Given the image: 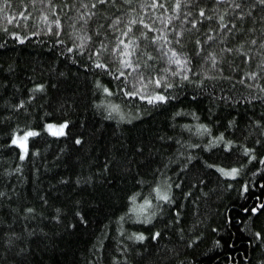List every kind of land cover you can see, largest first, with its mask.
I'll use <instances>...</instances> for the list:
<instances>
[{
	"label": "trees",
	"instance_id": "16d2710c",
	"mask_svg": "<svg viewBox=\"0 0 264 264\" xmlns=\"http://www.w3.org/2000/svg\"><path fill=\"white\" fill-rule=\"evenodd\" d=\"M153 2L104 0L85 8L81 5L95 0H0V264H259L264 259V239L254 237L264 232V211L245 212L264 204V6L235 0L250 13L241 19L239 10L227 8L233 0H179L178 9L177 0H156V8ZM252 3L254 9L248 7ZM219 14L235 23L220 28ZM132 18L136 22L128 28ZM151 36L169 39L161 45ZM133 37L129 60L140 67L125 68L117 55L125 45L112 48ZM170 48L182 54L177 58L188 57V81L172 75L177 66L168 62ZM97 55L108 68L95 66ZM140 75L149 81V93L154 89L175 99L157 106L125 95L141 91ZM157 76L162 85L151 83ZM163 77L179 86L164 87ZM38 83L43 91L33 90ZM65 119L71 121L67 135L44 127ZM201 123L208 131L197 130ZM29 128L38 135L28 138L22 160L10 137L15 129L22 134ZM220 133L225 140L213 143ZM77 135L83 136L79 145ZM227 140L233 143L225 149ZM232 167L239 170L234 177L219 171ZM165 177L180 185L171 189L174 203L158 201L152 190ZM245 184L248 190L241 194ZM133 194L135 200H129ZM145 197L153 201L152 211L163 209L149 224L140 218ZM156 229L161 235L153 240ZM135 232L146 239H129Z\"/></svg>",
	"mask_w": 264,
	"mask_h": 264
},
{
	"label": "snow or ice",
	"instance_id": "6c2138e0",
	"mask_svg": "<svg viewBox=\"0 0 264 264\" xmlns=\"http://www.w3.org/2000/svg\"><path fill=\"white\" fill-rule=\"evenodd\" d=\"M5 2L7 3L8 0H5ZM104 0H95V3H93L92 5H81L82 7H92L95 8V4L99 3V4H103ZM192 0H189V3H191ZM258 4L260 6H264V0H258ZM158 3L156 2V0H154L152 7L156 8L158 7ZM257 6L256 3H252L250 4L248 7L254 9ZM26 7V5H25ZM141 7H144L143 5H141ZM181 5L179 3V0H177V3L175 4V8H180ZM227 8H232L235 10H239L236 14L237 16H239L241 19L245 16V15H249L250 13L248 12L247 9H242V6L240 3H236L235 0H233L232 3L228 4ZM227 8L224 9L225 12H227ZM134 11V10H132ZM199 13H200V17L204 18V13H205V8L204 7H200L198 9ZM20 15H23V13H20ZM81 18L84 16V13H81ZM89 16L92 15L91 12L88 13ZM189 16H191V13L188 14ZM210 18V17H209ZM220 23H219V27L220 28H224L226 23H235V21H225V16L224 14H219L216 17ZM9 19H11V17H9ZM185 19H188V17H185ZM114 22L115 23H119V17L114 18ZM136 20L135 18H132V22L128 24V28H131L132 23H135ZM55 23H59V21H55ZM139 23L141 24H145L146 27L151 28L152 25L151 24H146V22L143 19H140ZM191 24L195 25L197 24V20L193 19L190 21ZM209 31H214V29H209ZM14 36H19V33L13 32L11 33ZM125 35H128L127 32L124 33ZM141 36H145L147 37L148 34L145 32H141L140 34ZM183 33L178 31L176 33L177 37H182ZM21 39H26V37H21ZM88 39H91V37H88ZM151 40L153 41H159L161 43V45H163L164 42L168 41V37L167 36H163L162 40H160V38H158L157 36H151L150 37ZM207 39H212L211 36L207 37ZM135 40L136 38L133 37L132 40H130L129 42L125 43V41L121 40L119 42V44H117L116 46H114L112 48V51H116L120 45H125L124 47V51L122 52H117V55L119 57L122 58V64L123 67L128 68V67H135V68H139L140 65L139 64H133L131 63V61L129 60V57L131 56V51L129 50L131 47L134 46L135 44ZM83 41V38H82ZM59 42V41H58ZM180 41L177 40V43H179ZM255 42V41H254ZM197 45H199L201 42L199 40L196 41ZM261 43H264V41H261ZM100 48H105L106 46L101 43ZM223 50V49H222ZM242 50V49H241ZM68 51H71V48L68 49ZM81 51H83V48H81ZM168 51L171 53V56L169 58V63H174L177 68L175 72H172L171 69H169L168 71L172 72V75L175 77L177 75H179L181 77L182 81H188L189 80V73L187 70V65H186V61L188 60V57L186 55L183 56V58H177L180 57L182 54L178 53L176 48H170L168 49ZM228 52H231L232 49H227ZM150 56V53L148 54ZM211 59H212V63L213 65H215L216 62V56L213 54L211 55ZM93 63L95 64V66L97 67H103V68H108L109 65L107 63H105L103 60H101L99 58V56L97 55L96 59L93 61ZM147 63V62H145ZM88 65H85V67H87ZM121 75H124V73H121ZM204 75H208L207 72H204ZM250 75L255 76L256 73L252 72L250 73ZM139 81L142 82L140 83V89L141 91H127L125 93V95L127 96H131V97H138L141 100H145L147 101L150 105H160L163 103H167L170 99H175V96H169L167 94H165L162 91H157V90H152L150 93L148 91L147 88V83L149 81L146 80V78L143 75H140L139 77ZM98 86H102L101 82L99 80L96 81ZM151 83H154L155 85H162V79L161 77L157 76L155 79H151ZM196 83H200V81H196ZM163 86L167 87V88H175L178 87L179 85L177 84H173V83H169L168 82V78L167 77H163ZM44 84L38 83L34 85V89L33 90H40L43 91L44 90ZM103 91L104 92H110V89L107 86H103ZM29 99H31V97H29ZM229 99H231V97H229ZM24 103V101H20L19 104L16 105V107H20L22 104ZM112 110L119 112V106L118 105H111ZM137 112L141 115H144V113H140V110L137 109ZM120 118L121 119H125L124 114L121 112L120 113ZM256 123H260V121H256ZM229 126L233 125V120H229L228 121ZM71 125V121L70 120H62L59 123H52V122H48L44 125V127L51 132L53 135L56 136H62V135H67L66 129L69 128ZM187 127V125H186ZM209 126L207 124H198L197 125V130H202V131H208ZM38 135V132L34 129H26L21 133H19L18 129L13 130L12 136L10 137V143L13 145H18L20 149H22V151L19 153L20 158L23 160L25 158L26 155H28L29 152V148H28V138L29 137H34ZM225 140V134L224 133H220L218 136L213 138V143L219 144L221 141ZM83 142V136L82 135H77L75 137V143L77 145L81 144ZM233 141L232 140H227L226 142H224L222 144V147L225 149L230 148V146L232 145ZM257 143H260V141H257ZM209 145H205V147H208ZM137 149L139 150V152L142 154V147L137 145L136 146ZM36 153H38V149L34 150ZM244 151L246 153H250L252 150L245 148ZM187 165H185L186 167ZM211 167H217L216 165H211ZM105 169H109V164H105L104 165ZM219 171L224 175V176H236L238 175V168L237 167H232L231 169H224V168H220ZM81 181L78 179L77 183H80ZM173 187L179 188L180 185L179 184H169L167 178H163L161 183H157L154 187H153V191L156 193V199L158 201H163V202H168V203H174V196L173 193L171 192V189ZM248 190V185L245 184L242 187V191L241 194H243L244 192H246ZM0 195H3V193H0ZM136 194H133L132 196H129L128 199L129 200H135ZM47 202V201H45ZM77 204H79V202H77ZM153 205V201L151 199H149L148 197H145L141 207H140V212L142 213L141 215V219L143 220V223L145 224H149L152 220H154L157 216V214L159 215H163V209H161L159 206H156V210L152 211L151 207ZM27 211H32V209H28ZM59 211V210H58ZM129 211H132V209L130 208ZM177 211V216L176 218H179V211L178 209H176ZM251 211L252 213H257L258 211H264V204H261L259 207L257 206H252L250 209H245V212ZM76 217L79 218L80 222L87 224L88 221L85 218L84 213L77 211L75 213ZM57 219H59V217H57ZM121 220L123 219V217L120 218ZM161 235V231L159 229H156L155 231H153L151 233V239L155 240L156 238H158ZM254 237L255 238H260V239H264V232L261 231H256L254 233ZM129 239H135L137 241H144L146 239L145 233L144 232H135L133 233ZM199 237H194V240H198ZM193 241L189 240L188 243L191 244ZM216 244L219 245L220 241H216ZM124 259H127L126 257ZM245 259H247V257H245ZM259 264H264V259H261L259 261Z\"/></svg>",
	"mask_w": 264,
	"mask_h": 264
},
{
	"label": "rangeland",
	"instance_id": "374dc122",
	"mask_svg": "<svg viewBox=\"0 0 264 264\" xmlns=\"http://www.w3.org/2000/svg\"><path fill=\"white\" fill-rule=\"evenodd\" d=\"M21 151H22V149H21Z\"/></svg>",
	"mask_w": 264,
	"mask_h": 264
}]
</instances>
